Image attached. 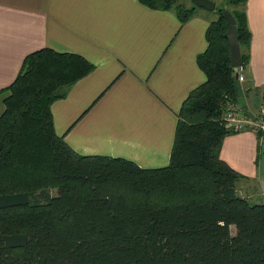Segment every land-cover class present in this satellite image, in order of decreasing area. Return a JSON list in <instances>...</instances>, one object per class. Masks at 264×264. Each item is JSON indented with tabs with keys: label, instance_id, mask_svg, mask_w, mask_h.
<instances>
[{
	"label": "trees",
	"instance_id": "1",
	"mask_svg": "<svg viewBox=\"0 0 264 264\" xmlns=\"http://www.w3.org/2000/svg\"><path fill=\"white\" fill-rule=\"evenodd\" d=\"M138 1L181 22L198 6ZM213 1L217 16L196 55L205 80L180 106L163 166L71 149L50 104L94 64L48 46L25 55L0 112V264H264V201L238 193L242 175L219 155L231 132L220 118L224 96L234 99L222 10L235 19L243 64L244 0Z\"/></svg>",
	"mask_w": 264,
	"mask_h": 264
},
{
	"label": "crops",
	"instance_id": "2",
	"mask_svg": "<svg viewBox=\"0 0 264 264\" xmlns=\"http://www.w3.org/2000/svg\"><path fill=\"white\" fill-rule=\"evenodd\" d=\"M241 7L249 37L242 79L234 67L233 98L256 117L264 98V0ZM211 19L196 10L181 22L138 0H0V112L3 88L27 53L43 46L80 53L94 68L50 104L56 134L81 154L166 165L180 106L205 80L196 55L207 46ZM219 155L242 175L240 194L264 201V131H231Z\"/></svg>",
	"mask_w": 264,
	"mask_h": 264
},
{
	"label": "built area",
	"instance_id": "3",
	"mask_svg": "<svg viewBox=\"0 0 264 264\" xmlns=\"http://www.w3.org/2000/svg\"><path fill=\"white\" fill-rule=\"evenodd\" d=\"M236 77L243 78L241 65L236 66ZM225 105L221 113V121L224 126L233 132L248 130L250 127L264 131V101L259 105L258 114L256 117H247L242 104L232 99L231 97L224 96Z\"/></svg>",
	"mask_w": 264,
	"mask_h": 264
},
{
	"label": "water",
	"instance_id": "4",
	"mask_svg": "<svg viewBox=\"0 0 264 264\" xmlns=\"http://www.w3.org/2000/svg\"><path fill=\"white\" fill-rule=\"evenodd\" d=\"M195 4L205 9L212 10L215 8V2L213 0H193ZM222 15L225 17L226 29L224 30V37L228 42V54L230 60V66L236 67L242 65V57L240 51L239 40L236 31V23L233 15L228 9L222 10ZM236 75V73H235Z\"/></svg>",
	"mask_w": 264,
	"mask_h": 264
},
{
	"label": "rangeland",
	"instance_id": "5",
	"mask_svg": "<svg viewBox=\"0 0 264 264\" xmlns=\"http://www.w3.org/2000/svg\"><path fill=\"white\" fill-rule=\"evenodd\" d=\"M185 4H187V5H190V0H185ZM196 10H197V12H199L200 14H206V15H208V17H211L212 19L213 18H215L216 16H217V13H216V11L214 10V9H212V10H208V9H205L204 7H199V6H197L196 7ZM237 78V77H236ZM238 79V78H237ZM4 93H5V91H4ZM263 97H264V95H263ZM262 101H264V98H263V100ZM262 102H260L259 103V105L261 104ZM258 105V106H259ZM259 108V107H258ZM259 110V109H258ZM236 188L238 189V181H237V183H236ZM56 193V190H55V188H51L50 190H49V194L50 195H54ZM238 193H240L239 191H238ZM37 194H39L40 195V199H42L43 198V194L41 193V192H37ZM231 226V225H230ZM234 226V225H233ZM231 227L230 228V232L231 233H234V227Z\"/></svg>",
	"mask_w": 264,
	"mask_h": 264
}]
</instances>
